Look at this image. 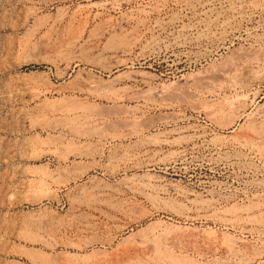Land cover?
<instances>
[{
	"label": "rangeland",
	"instance_id": "obj_1",
	"mask_svg": "<svg viewBox=\"0 0 264 264\" xmlns=\"http://www.w3.org/2000/svg\"><path fill=\"white\" fill-rule=\"evenodd\" d=\"M251 128L264 0H0V264H264Z\"/></svg>",
	"mask_w": 264,
	"mask_h": 264
},
{
	"label": "bare ground",
	"instance_id": "obj_2",
	"mask_svg": "<svg viewBox=\"0 0 264 264\" xmlns=\"http://www.w3.org/2000/svg\"><path fill=\"white\" fill-rule=\"evenodd\" d=\"M97 16H99V15H97ZM97 16H95V17H97ZM256 67V66H255ZM255 75V74H254ZM258 77V76H257ZM260 77V76H259ZM256 78V77H255ZM257 79V78H256ZM257 80H260V78L259 79H257ZM91 110L92 109H88L87 107H85V108H83V109H81L80 111L81 112H83V114H82V116H84L87 112H89V113H95L94 112V110H93V112H91ZM77 113H79V112H75V114H77ZM88 113V114H89ZM74 114V115H75ZM77 115H80V114H77ZM76 116V115H75ZM80 117V116H79ZM87 118V117H86ZM261 124V123H260ZM250 127V126H249ZM261 127V126H260ZM260 130V129H259ZM263 130V129H262ZM251 131H252V133H251V135H253V140L252 141H247L248 143H249V145H252L253 143H255L256 141L255 140H258L259 138H262V139H264V134L263 133H261V132H263V131H260V132H258V130L255 128H251ZM249 133V132H248ZM263 143V142H262ZM247 146V145H246ZM245 146V147H246ZM257 146H259L258 144H257ZM239 242V241H238ZM234 244H229L227 247H226V253H230V254H234L235 252H236V250H235V246H236V243L235 242H233ZM33 251V250H32ZM27 253H24V256L26 257V258H28L30 261H32V262H35V263H41V264H55V262L54 261H51L49 258H46V257H43V256H41V257H38V254H37V257L35 256L36 254V252L35 251H33V253L35 254H33L32 252H28V251H26ZM246 259V258H245Z\"/></svg>",
	"mask_w": 264,
	"mask_h": 264
}]
</instances>
